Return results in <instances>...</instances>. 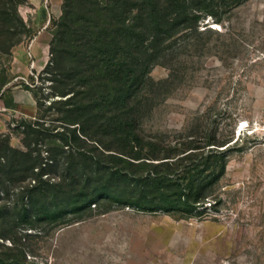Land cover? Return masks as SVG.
Listing matches in <instances>:
<instances>
[{
  "label": "rangeland",
  "instance_id": "1",
  "mask_svg": "<svg viewBox=\"0 0 264 264\" xmlns=\"http://www.w3.org/2000/svg\"><path fill=\"white\" fill-rule=\"evenodd\" d=\"M63 2L20 4L24 24L2 47L18 42L0 48V87L23 101L0 108V264H264V0H208L189 26L174 24L159 42L128 112L160 156L193 151L160 169L193 182L198 201L191 207L150 193L144 209L126 202L132 195L138 204L137 181L107 175L88 183L96 197L88 207L72 205L76 180L93 171L63 152L59 101L71 92L54 93L44 69ZM40 155L54 158L50 182L69 193L56 197L48 184L22 192L39 182L31 166Z\"/></svg>",
  "mask_w": 264,
  "mask_h": 264
},
{
  "label": "trees",
  "instance_id": "2",
  "mask_svg": "<svg viewBox=\"0 0 264 264\" xmlns=\"http://www.w3.org/2000/svg\"><path fill=\"white\" fill-rule=\"evenodd\" d=\"M25 1L0 0V48L4 51L18 42L11 41L7 49L2 47L15 33L16 25L24 24L18 6ZM207 1L64 0L62 14L54 21L52 46L50 44L53 58L44 69L48 78L56 81L57 86H52L56 88L54 93L71 92L59 101L64 108V127L57 132H63L67 138L63 152H66V158H85L93 171L92 176L88 174L81 181L76 180L78 188L74 187L76 191L70 192L72 205L88 207L95 200V186L91 191L85 189L88 183H94L91 181L96 175V179L107 175L111 179L137 181L138 204L129 199L132 195L126 196V202L143 209L147 208L145 204L150 193L154 194L153 200L165 202L174 196L178 203L191 207L198 201L194 185H191L193 182L183 185L179 179L173 180L169 176L171 169H160L192 155L193 151L185 150V154L174 160H171L172 153L160 156L148 147L153 142L144 140L136 131L135 117L128 109L134 90L160 53L161 39L171 36L174 24L189 26L192 19L198 18L210 6ZM227 1L238 4L243 0ZM208 13L215 15L213 11ZM7 92L0 87L1 94ZM39 157L37 165L31 166L39 182L34 185L29 181L22 192L29 195L32 189H41L48 184L56 189V197L60 193H69L71 188L61 186V182H50L46 170L54 158ZM172 186L175 187L172 189ZM102 188L103 192L116 193L114 189ZM132 190L135 189L132 187ZM28 211L29 205L25 203L23 212Z\"/></svg>",
  "mask_w": 264,
  "mask_h": 264
},
{
  "label": "crops",
  "instance_id": "3",
  "mask_svg": "<svg viewBox=\"0 0 264 264\" xmlns=\"http://www.w3.org/2000/svg\"><path fill=\"white\" fill-rule=\"evenodd\" d=\"M16 63L19 65H23L24 64V62H23V60H21L20 58H17L16 59ZM30 94V93H29ZM31 95V94H30ZM23 101H21L20 100V98L19 97H17V96H15V97H13V99L12 100H8L7 99V94L6 93H4V94H1L0 93V108H2V109H13L12 107H14V106H20V105H22L23 103H22Z\"/></svg>",
  "mask_w": 264,
  "mask_h": 264
}]
</instances>
